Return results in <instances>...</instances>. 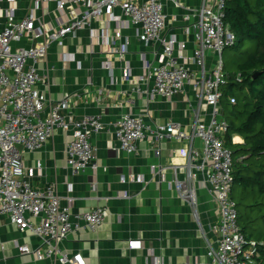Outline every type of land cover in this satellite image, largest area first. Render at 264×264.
I'll list each match as a JSON object with an SVG mask.
<instances>
[{"label": "built area", "instance_id": "1", "mask_svg": "<svg viewBox=\"0 0 264 264\" xmlns=\"http://www.w3.org/2000/svg\"><path fill=\"white\" fill-rule=\"evenodd\" d=\"M167 3L175 7L182 5L179 0H57V10L64 12L65 19L48 30L40 27L32 12L15 18L13 6L6 10V22L0 27V215L7 216L19 230L36 235L45 247L41 253L26 244L18 245L20 254H34L38 260L55 258L58 264H86L80 252L68 255L60 245L70 232L82 226L94 230L108 215L106 207L97 206L75 214L72 220V199L66 197L67 203L62 204L53 183L43 189L33 187L25 176L22 155L24 151L42 147L55 128L65 131L73 128V137L66 145L67 166L74 173L88 167L94 172L97 170L90 137L107 129V124L100 115H85L75 120L70 112L64 113L71 98L68 93L59 100H47L36 87L40 80L36 63L46 56L52 42L74 34L88 26L91 20H100L104 15L108 22L116 21L114 39L121 38L123 22L114 16V10L119 9L125 22L135 28L139 42L151 47L152 55L158 57L156 63L155 58L152 62L143 60L142 75L138 80L151 78V93L167 101L186 86H191L195 89L196 100L195 105L189 104L190 130L173 122L149 125L138 114L123 113L112 123L120 150L135 154L137 143L148 139L153 144L154 155L159 156L162 141L184 142L183 162L168 165L173 170L171 184L175 192L187 202L196 219L201 187L216 205L217 220L210 226V231L216 235L215 246L208 243L207 259L203 264H256L258 243L241 232L236 203L231 197L233 159L225 143L228 125L220 107L222 87L227 83L222 51L237 41L225 22L226 0H201L199 8L189 10L195 17L192 26L196 42L190 58L199 66V76L176 62L175 48L183 49L185 44L177 42L172 35L163 34ZM68 6L76 9H73L74 14L66 16ZM25 37L39 39L40 43L23 46L20 42ZM116 51L122 55L126 49L124 46L120 50L113 49ZM209 52H213V63L206 71L205 57ZM105 68L112 70L108 64ZM125 68L129 70L128 66ZM86 84L91 87L92 80ZM101 94L102 90H97L95 98L99 99ZM229 101L234 103V97L231 96ZM127 102L132 103V100ZM201 104L210 110L206 121L201 119ZM165 167L151 166L157 173ZM178 171L183 174L181 178H178ZM197 173L201 174L200 180ZM34 219L38 221L34 222ZM128 245L130 248L141 247L139 240H129Z\"/></svg>", "mask_w": 264, "mask_h": 264}, {"label": "crops", "instance_id": "2", "mask_svg": "<svg viewBox=\"0 0 264 264\" xmlns=\"http://www.w3.org/2000/svg\"><path fill=\"white\" fill-rule=\"evenodd\" d=\"M179 1V7L170 3L164 6L163 34L185 44L183 49L176 46V62L199 76L200 68L190 58L196 42L192 26L195 17L189 10L199 8L201 0ZM56 4L57 0H0V27L6 22L9 6L15 8V18L32 12L43 29L56 27L65 19ZM73 9L76 8L68 6L65 15L74 14ZM114 16L123 22L121 38L114 39L116 21L108 22L104 15L74 34L52 42L46 56L36 63L40 79L36 87L47 100H59L68 93L71 98L64 113L70 112L75 120L100 115L107 124V129L90 137L97 170L88 167L74 173L66 163V145L74 129L55 128L42 147L23 152L25 176L36 189L55 184L62 204L70 197L72 220L75 214L97 206L107 208V217L96 229L82 226L70 232L60 245L68 255L80 252L86 264H203L208 243L215 246L216 235L210 226L217 220L216 205L201 187L196 219L187 202L175 192L171 184L173 170L168 165L183 162L184 142L166 139L159 144L160 155L155 156L153 144L144 139L137 143L135 154H128L120 150L112 125L123 113L131 111L149 125L173 122L190 130L189 104H196L195 89L186 86L171 101L152 94V79L138 78L142 75L143 60L152 62L155 58L156 63L158 57L152 55L151 47L139 42L135 28L125 22L119 9L114 10ZM38 43L39 39L27 37L20 42L23 46ZM123 46L124 54L113 52ZM212 63L213 52H209L205 57L206 71ZM106 64L112 67L111 71L105 68ZM89 79L91 87L86 84ZM97 90H102L99 99L95 98ZM200 108L201 119L206 121L210 110L205 104ZM233 139L242 142L240 137ZM154 165L166 167L157 173V169L151 168ZM177 175L183 176L179 171ZM196 177L200 180L201 174ZM129 240H139L141 247L130 248ZM22 244L41 253L45 249L36 235L19 230L7 216L0 215V264H58L55 258L38 260L34 254H20L18 245Z\"/></svg>", "mask_w": 264, "mask_h": 264}, {"label": "trees", "instance_id": "3", "mask_svg": "<svg viewBox=\"0 0 264 264\" xmlns=\"http://www.w3.org/2000/svg\"><path fill=\"white\" fill-rule=\"evenodd\" d=\"M225 22L237 37L233 51L242 52L220 98L233 159L231 197L241 232L258 243L256 264H264V0H226Z\"/></svg>", "mask_w": 264, "mask_h": 264}, {"label": "rangeland", "instance_id": "4", "mask_svg": "<svg viewBox=\"0 0 264 264\" xmlns=\"http://www.w3.org/2000/svg\"><path fill=\"white\" fill-rule=\"evenodd\" d=\"M241 53H242L241 51H233L232 47H226L225 49H223L222 59H223L225 72L227 73L235 72L236 70L235 61L241 56Z\"/></svg>", "mask_w": 264, "mask_h": 264}]
</instances>
